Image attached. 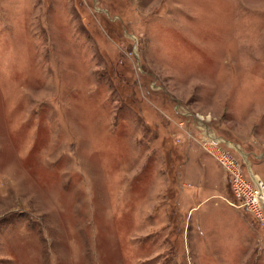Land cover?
<instances>
[{
    "label": "rangeland",
    "instance_id": "1",
    "mask_svg": "<svg viewBox=\"0 0 264 264\" xmlns=\"http://www.w3.org/2000/svg\"><path fill=\"white\" fill-rule=\"evenodd\" d=\"M236 175L264 0H0V264H264Z\"/></svg>",
    "mask_w": 264,
    "mask_h": 264
},
{
    "label": "built area",
    "instance_id": "2",
    "mask_svg": "<svg viewBox=\"0 0 264 264\" xmlns=\"http://www.w3.org/2000/svg\"><path fill=\"white\" fill-rule=\"evenodd\" d=\"M212 143L216 144L215 140H209ZM223 159L220 156L219 160ZM225 159V158H224ZM223 159V160H224ZM234 169V166H232ZM242 165L237 164L236 171L238 174L242 173ZM240 172V173H239ZM240 175H236V181H232L230 187L231 194L234 199V203L242 207L245 211L250 214H254L256 217H259L262 221L264 220V189L259 181L251 179L253 187L245 184L241 179ZM238 180V181H237ZM252 186V185H251Z\"/></svg>",
    "mask_w": 264,
    "mask_h": 264
},
{
    "label": "bare ground",
    "instance_id": "3",
    "mask_svg": "<svg viewBox=\"0 0 264 264\" xmlns=\"http://www.w3.org/2000/svg\"><path fill=\"white\" fill-rule=\"evenodd\" d=\"M210 136H211V135H210ZM208 137H209V136H208ZM211 137L213 138V136H211ZM211 137H209V140H210ZM212 140H214V139H212Z\"/></svg>",
    "mask_w": 264,
    "mask_h": 264
},
{
    "label": "crops",
    "instance_id": "4",
    "mask_svg": "<svg viewBox=\"0 0 264 264\" xmlns=\"http://www.w3.org/2000/svg\"><path fill=\"white\" fill-rule=\"evenodd\" d=\"M247 170L249 171V169L247 168ZM250 172V171H249ZM250 173H252L253 174V172L251 171Z\"/></svg>",
    "mask_w": 264,
    "mask_h": 264
},
{
    "label": "water",
    "instance_id": "5",
    "mask_svg": "<svg viewBox=\"0 0 264 264\" xmlns=\"http://www.w3.org/2000/svg\"><path fill=\"white\" fill-rule=\"evenodd\" d=\"M223 141V140H222ZM225 142V141H224ZM226 143V142H225Z\"/></svg>",
    "mask_w": 264,
    "mask_h": 264
}]
</instances>
